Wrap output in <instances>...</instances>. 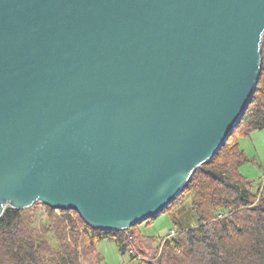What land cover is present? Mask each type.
I'll return each mask as SVG.
<instances>
[{"label":"water","instance_id":"1","mask_svg":"<svg viewBox=\"0 0 264 264\" xmlns=\"http://www.w3.org/2000/svg\"><path fill=\"white\" fill-rule=\"evenodd\" d=\"M263 34L264 0H0V217H156L239 122Z\"/></svg>","mask_w":264,"mask_h":264},{"label":"trees","instance_id":"2","mask_svg":"<svg viewBox=\"0 0 264 264\" xmlns=\"http://www.w3.org/2000/svg\"><path fill=\"white\" fill-rule=\"evenodd\" d=\"M260 59L255 91L234 126L237 135L264 127V34ZM231 134L161 211H168L185 193L192 195L195 224L171 213L174 236L156 240L143 235L139 223L123 230L96 228L77 212L75 217L58 215L49 206L47 223L35 230L20 208L7 206L0 217V264H81V255L100 264L96 243L107 237L132 251L134 264H264V192L258 195L240 173L247 158L236 140L228 142Z\"/></svg>","mask_w":264,"mask_h":264},{"label":"rangeland","instance_id":"3","mask_svg":"<svg viewBox=\"0 0 264 264\" xmlns=\"http://www.w3.org/2000/svg\"><path fill=\"white\" fill-rule=\"evenodd\" d=\"M238 129V127H235L231 131L232 134L229 136L228 142L232 143L236 140L243 150L247 160L239 166V171L252 182L253 189L257 190L258 195H261L264 192V189L261 191L262 179L264 178V127L252 130L248 135H237ZM191 196L189 193L180 196L168 211L160 212L156 217L148 218L137 224L138 230L143 235L153 236L156 240H159L170 229L176 228L172 222L171 213L179 215L181 219L187 217L190 223L195 224V215L190 205ZM47 207L48 205L35 200L29 206L20 209L24 212V216L29 219L30 225L38 230L48 221ZM53 210L58 215L67 212L74 217L77 212L73 209L53 208ZM80 246L83 247L82 244ZM96 249L100 253V264H134L135 262L132 261L130 252L123 250L122 244L115 238H102L96 243ZM80 260L81 264H91L89 259L83 255H81Z\"/></svg>","mask_w":264,"mask_h":264},{"label":"built area","instance_id":"4","mask_svg":"<svg viewBox=\"0 0 264 264\" xmlns=\"http://www.w3.org/2000/svg\"><path fill=\"white\" fill-rule=\"evenodd\" d=\"M262 188H261V191L264 189V178L262 179ZM176 229L175 228H172V229H170V231L167 233V235H166V237H165V239L167 238V237H170V236H174L175 234H176ZM130 252H132V251H130Z\"/></svg>","mask_w":264,"mask_h":264}]
</instances>
